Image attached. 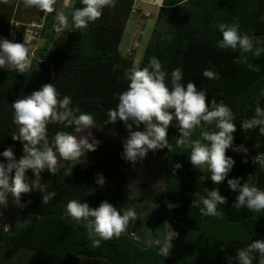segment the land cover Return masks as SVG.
Returning a JSON list of instances; mask_svg holds the SVG:
<instances>
[{
    "label": "trees",
    "instance_id": "obj_1",
    "mask_svg": "<svg viewBox=\"0 0 264 264\" xmlns=\"http://www.w3.org/2000/svg\"><path fill=\"white\" fill-rule=\"evenodd\" d=\"M139 2L116 0L115 7H105L102 16L86 29L58 37L52 30V14L25 8L22 0L0 3V38L10 40L9 31L16 21L13 42L23 43L32 23L41 24L43 41L30 69L24 73L0 70V152L12 147L16 159L22 157V143L11 137L18 131L13 124L11 103L47 83L55 84L61 98L70 96L73 107L78 104L82 111L91 112L95 125L114 132L100 155L82 156L72 170V162L63 160L47 182V191L57 192L48 205L42 204L40 191L22 194L20 205L28 216L26 222L16 228L7 227L6 211L0 209V264H228V257H233L236 264L237 249L264 240V211L235 208L238 193L229 189L227 180L215 185L207 178L210 173L206 168L197 169L190 163V149L175 146L179 136L175 119L168 128V140L173 145L170 152L149 151L136 163L121 158L129 130L122 121L106 122L107 112L116 108L119 94L128 86L125 72L134 66L133 57L123 56L119 45L130 14L140 10L134 8ZM81 7V0H71L65 14L71 19L72 10ZM262 16L264 0H161L138 67L147 66L148 58L155 56L168 73L169 86L171 71L181 67L185 85L193 81L206 90V104L213 98L223 100L236 117L233 146L243 144L248 149L247 155L231 149L226 152L235 160L228 178L240 177L243 184L252 176V183L264 190V164L260 162L264 156V135L258 128H240L242 121L254 115L257 100L264 108V98L258 95L264 86V55L250 59L260 68L254 72L235 62L238 51L216 47V41L222 38L217 24L232 23L235 19L239 20L242 32L264 38ZM205 68L221 78L204 77ZM57 131L75 134L72 127L49 124L50 142ZM199 132L195 131L194 138ZM156 157L162 158L157 179L151 185L134 184V169ZM0 161L7 163L3 157ZM176 163L183 167L175 169ZM97 174L104 177L103 187L95 182ZM26 176L29 182L35 179L31 170ZM131 186L142 188L136 198H130ZM205 188H218L226 197L227 203L219 206L218 217L202 218L199 209L191 207L195 199L192 194L199 191L205 195ZM72 199L88 203L93 209L103 201L121 211L134 207L138 219L130 222L119 238L101 241L99 247H93L86 230L65 215L66 205ZM166 222L179 234L172 241L167 258L160 257L147 243L164 233Z\"/></svg>",
    "mask_w": 264,
    "mask_h": 264
},
{
    "label": "clouds",
    "instance_id": "obj_2",
    "mask_svg": "<svg viewBox=\"0 0 264 264\" xmlns=\"http://www.w3.org/2000/svg\"><path fill=\"white\" fill-rule=\"evenodd\" d=\"M11 2L0 0V3L5 4ZM57 2L22 0L25 8H35L45 14L55 12L52 30L57 37L65 32L86 29L89 23L102 16L105 7H115L116 4V0H81L83 7L73 9L69 19L63 10L57 8ZM260 19L264 21V16ZM217 28L222 38L216 41V47L238 51L235 62L246 65L250 71L259 72V65L249 61L264 55V38L242 32L238 19L232 23H218ZM30 65V49L26 39L23 43H16L0 38V69L24 73ZM203 76L213 80L221 78L210 68L203 70ZM125 78L128 81L127 89L119 94L116 108L108 110L106 121H122L129 130L123 142L122 159L136 163L142 161L149 151L168 149L170 152L173 145L168 140V128L175 119L179 133L178 138H175V146L190 149V163L197 169L206 168L210 173L207 178L215 185L227 180L229 189L238 193L233 205L235 208H247L254 213L264 211V190L252 183V176L243 184L240 177L228 178L235 160L227 156L226 152L231 149L236 154L247 155L248 149L243 144L233 146L236 117L223 100L218 102L213 98L210 104H206V90L198 88L193 81L185 85L181 67L171 71L169 86L166 82L168 73L155 56L148 58L147 66L130 68L125 72ZM258 95L264 98V86L258 90ZM11 107L13 124L18 129L11 137L13 141L22 143L23 155L16 159L12 147L0 152V157L7 161L0 162V209L7 208L10 196L19 205L22 194L33 191H40L43 194L42 204L48 205L57 192L47 191L41 183L40 173L45 169L56 173L59 159L72 162V170L86 152L96 151L99 145L91 131L79 136L69 131H57L50 142L48 125L59 123L74 128L75 133L79 134L95 127L94 116L91 112L82 111L78 104L73 107L70 96L61 98L52 83L44 84L32 94L15 100ZM134 127L137 130H133ZM240 128L242 131L258 128L259 133L264 135V108L260 106L259 100L252 118L242 121ZM197 129L200 132L194 138ZM181 167L182 164H175V169ZM28 170L35 176L31 182L26 176ZM95 182L103 187V175L97 174ZM204 192L205 195L199 191L192 194L195 199L191 207L198 208L202 218L220 216L218 209L227 203L226 197L220 194L218 188H205ZM65 215L86 230L93 247H99L101 241L119 238L126 232L130 222L138 219L134 207L121 211L103 201L93 209L78 199L68 201ZM163 227L164 233L147 243L157 250L160 257L167 258L173 248L172 241L179 234L167 222ZM235 260L236 264H254V261L264 264V240H256L237 249ZM228 264H233V257H228Z\"/></svg>",
    "mask_w": 264,
    "mask_h": 264
},
{
    "label": "rangeland",
    "instance_id": "obj_3",
    "mask_svg": "<svg viewBox=\"0 0 264 264\" xmlns=\"http://www.w3.org/2000/svg\"><path fill=\"white\" fill-rule=\"evenodd\" d=\"M143 1L147 2V4L146 5L142 3L139 4L140 10L137 12V14L130 15V18L127 22V25L125 27L119 45V52L123 56L133 57L134 66L136 67H138V64L143 55L144 48L152 34L155 25L154 23H155L157 10L158 7L161 5V0H143ZM70 5H71V0H58L56 6L58 9H61L65 12L66 8ZM143 13L146 14V16ZM50 14L55 16V12ZM38 27L40 26L34 23L30 24V27L25 33V37L23 38L24 41L26 39L28 47L30 49L31 61L38 57L37 51L38 48L41 47V44L43 42L42 37L40 36L41 27L40 28ZM0 70L6 71L9 69L3 68ZM88 131H91L93 138L99 141V145L96 151L86 152L84 156H98L103 152L109 140L114 137V132L104 130L101 127L95 125V127L91 128L90 130H86L84 133H79V134L75 133V135L78 136L87 135ZM161 161H162L161 157H156L151 160L149 159L145 160L139 166H137L134 169L136 174L134 184H136L137 186L141 184L151 185L154 179H157V176L159 175L158 173L161 168ZM62 162H63L62 159L58 160L57 168L62 164ZM260 162L264 164V156L261 157ZM52 174L53 173L48 172L47 169L41 172L40 173L41 183L46 186ZM156 181L157 180H155V182ZM141 189H142L141 187H135V186L129 187L130 198H136L140 194ZM145 202L146 201H143V203ZM152 205L155 206V204ZM5 211H6L5 220L8 225L12 226V228H16L20 224L28 220V216L26 212H24L23 206H21L20 204L19 205L16 204L11 196L9 197L8 206L7 208H5ZM18 215H21L22 218L20 219L17 218Z\"/></svg>",
    "mask_w": 264,
    "mask_h": 264
},
{
    "label": "crops",
    "instance_id": "obj_4",
    "mask_svg": "<svg viewBox=\"0 0 264 264\" xmlns=\"http://www.w3.org/2000/svg\"><path fill=\"white\" fill-rule=\"evenodd\" d=\"M144 4V5H146L147 4V2H144L143 0H140V4ZM140 5H138V4H135V7L134 8H137V7H139ZM139 11V9H137V10H133V12L131 13V14H137V12ZM141 13V12H140ZM130 14V15H131ZM129 18H130V16H129ZM129 20V19H128ZM128 20H127V22H128ZM35 24V23H34ZM18 25V23L15 21H13L12 22V28L10 29V31H9V35H8V37H9V39H10V41H13V39L15 38V35H16V32H15V27ZM36 25H38V26H40L41 27V24H36ZM126 25H127V23H126ZM40 27H38V28H40ZM126 27V26H125ZM125 30V29H124ZM13 32H14V34H13ZM26 32H27V30H26ZM25 32V33H26ZM124 33V32H123ZM13 34V35H12ZM24 37H25V35H24ZM22 41H24V39L22 40ZM17 218H19L18 216H17ZM7 227H12L11 225H7Z\"/></svg>",
    "mask_w": 264,
    "mask_h": 264
},
{
    "label": "built area",
    "instance_id": "obj_5",
    "mask_svg": "<svg viewBox=\"0 0 264 264\" xmlns=\"http://www.w3.org/2000/svg\"><path fill=\"white\" fill-rule=\"evenodd\" d=\"M146 16V14H144Z\"/></svg>",
    "mask_w": 264,
    "mask_h": 264
}]
</instances>
